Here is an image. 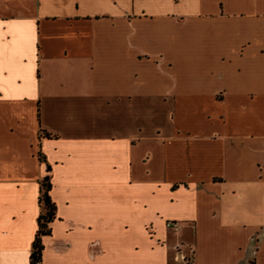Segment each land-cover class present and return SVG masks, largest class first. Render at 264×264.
Returning <instances> with one entry per match:
<instances>
[{"label":"crops","instance_id":"crops-1","mask_svg":"<svg viewBox=\"0 0 264 264\" xmlns=\"http://www.w3.org/2000/svg\"><path fill=\"white\" fill-rule=\"evenodd\" d=\"M45 178L40 264H264V0H0V264Z\"/></svg>","mask_w":264,"mask_h":264},{"label":"trees","instance_id":"trees-1","mask_svg":"<svg viewBox=\"0 0 264 264\" xmlns=\"http://www.w3.org/2000/svg\"><path fill=\"white\" fill-rule=\"evenodd\" d=\"M50 188L51 185L48 181V178L43 179L39 183V203L42 207L43 213L38 217V228L32 245L30 264H40L42 252L41 236L48 234L49 230L47 224L54 217L55 207L48 195Z\"/></svg>","mask_w":264,"mask_h":264},{"label":"built area","instance_id":"built-area-1","mask_svg":"<svg viewBox=\"0 0 264 264\" xmlns=\"http://www.w3.org/2000/svg\"><path fill=\"white\" fill-rule=\"evenodd\" d=\"M166 226L168 228H171V229H177L178 228V224L177 223H172V222H167Z\"/></svg>","mask_w":264,"mask_h":264}]
</instances>
